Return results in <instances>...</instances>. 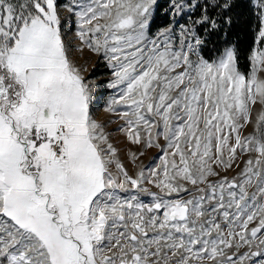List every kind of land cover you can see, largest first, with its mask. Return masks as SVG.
<instances>
[{
	"label": "snow or ice",
	"instance_id": "1",
	"mask_svg": "<svg viewBox=\"0 0 264 264\" xmlns=\"http://www.w3.org/2000/svg\"><path fill=\"white\" fill-rule=\"evenodd\" d=\"M237 6L170 0L153 31L158 0H0V264H264V11L242 71ZM85 51L137 151L96 118Z\"/></svg>",
	"mask_w": 264,
	"mask_h": 264
},
{
	"label": "rangeland",
	"instance_id": "2",
	"mask_svg": "<svg viewBox=\"0 0 264 264\" xmlns=\"http://www.w3.org/2000/svg\"><path fill=\"white\" fill-rule=\"evenodd\" d=\"M63 2L68 3V0H63ZM184 2L186 3L187 0H184ZM199 2H200V0H199ZM251 2L253 4V6H255L257 9H259L260 12L264 11V9H262L261 7L258 6V3L264 4V0H251ZM169 3H170V0H168L167 4H165L163 9L168 8ZM162 14H164L163 10H162ZM200 15H201V11L199 9L198 10L195 9L194 14H193V19L199 18ZM168 19H169V17H168ZM181 22L183 23L184 21L181 20ZM166 25H167V23H165L163 25L160 24V25L156 26L153 29V31H155L156 28H158V27H164ZM71 36H72V34H70V37ZM76 43H78V41H76ZM254 47H256V44ZM260 47H264V43L260 44ZM75 55H76L77 63L84 65L88 69V71L85 73V75H86L88 81L90 82V84L92 86L94 100L98 97H101V99H99V102L95 105L94 111H95L96 118L98 120H101V121L109 120V119L111 121H113V123H108L106 125V131H108L110 133V138L112 139V142L114 143L115 146H117L118 148H120L122 150V153H126L129 150L137 151V146L132 145L129 142H127V140L125 139L123 134L116 131V123L122 124L123 122L118 121L117 117L114 114H109L105 111L106 102L113 95H115L118 91V90L109 89L106 87L108 81L111 79L110 69H108L106 67V63L103 61L102 57H97L96 55L89 53L87 51H85L83 55H80L78 53ZM216 55L217 54L215 53L213 58ZM119 110H122V109L118 108V111ZM251 132H252V127L249 126L247 129H245L244 134H248ZM161 142L163 143V141H161ZM154 154H157L156 149L148 150L146 155L141 157L140 161H138L137 164L138 165L141 163H143L145 165L148 164L149 159L151 157H153ZM238 156H239V154H238ZM122 159H124L123 154H122ZM243 159H247V157L245 156V157H243ZM124 162H125L126 167L129 168L130 173H134L136 170V165H132L126 159H124ZM238 162L240 163V168L234 167L232 170H229L228 172L223 173V174L227 175L229 177V179H231L233 176H235L240 171V169L243 167V163L240 159H238ZM213 179H215V178H213Z\"/></svg>",
	"mask_w": 264,
	"mask_h": 264
},
{
	"label": "trees",
	"instance_id": "3",
	"mask_svg": "<svg viewBox=\"0 0 264 264\" xmlns=\"http://www.w3.org/2000/svg\"><path fill=\"white\" fill-rule=\"evenodd\" d=\"M158 2L162 7L156 16L155 27L160 24L163 25L169 20L167 16L162 14V10L168 0H158ZM233 2L238 6L234 7L231 13H229L232 17V25L231 27L226 28V39L234 45L237 50L241 70L247 71L250 66L248 57L256 44V36L258 34L259 27L258 14L260 11L253 6L251 0H233ZM200 3L203 4L204 0H200ZM209 14L213 16L215 15L214 12H210ZM201 35H203V33H201ZM223 39V35H214L212 41L208 43L202 53L204 57L207 59L213 58L215 53L217 54L216 49L223 48L225 46L222 43Z\"/></svg>",
	"mask_w": 264,
	"mask_h": 264
}]
</instances>
